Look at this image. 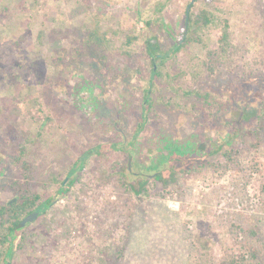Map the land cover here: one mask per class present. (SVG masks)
Here are the masks:
<instances>
[{"label": "rangeland", "instance_id": "rangeland-1", "mask_svg": "<svg viewBox=\"0 0 264 264\" xmlns=\"http://www.w3.org/2000/svg\"><path fill=\"white\" fill-rule=\"evenodd\" d=\"M19 161L7 264H264V0H0V206Z\"/></svg>", "mask_w": 264, "mask_h": 264}, {"label": "trees", "instance_id": "trees-1", "mask_svg": "<svg viewBox=\"0 0 264 264\" xmlns=\"http://www.w3.org/2000/svg\"><path fill=\"white\" fill-rule=\"evenodd\" d=\"M190 22V17L187 19ZM212 20L209 15L203 13L202 17V25L207 26L208 24H212ZM196 24V23H195ZM187 29H191V24L188 26ZM218 34L216 35V39L219 43V51L215 53L217 57L220 59L226 60L228 54L232 50V43L229 40V33L227 32V27L225 26L224 29L221 31L218 30ZM136 38H132L134 40ZM129 40V39H128ZM105 41V37H101L98 30H92L87 33L84 38V42L86 45H95L96 47H102ZM146 49L147 54L151 58L152 63V73H156V67L154 62L158 59H162L165 55H160L161 53L160 46L157 43H154L153 40L146 41ZM180 49V45L177 43L174 44V50L178 51ZM129 73V71H127ZM149 101V93L146 94L145 103ZM145 106V105H144ZM189 145L186 146H175L174 143L170 144L168 162H174L171 167L168 169L166 168L163 170L166 171L168 174L172 170H177L176 167L177 161L175 160L176 155L186 154L189 151ZM112 148L115 149V146L112 145ZM24 150H20V157L24 155ZM88 155V154H87ZM185 161V160H184ZM183 162V160H182ZM171 165V163H170ZM17 168L21 171L22 176L24 178L23 187L21 186L19 190L18 197L14 201H9L2 206H0V264H6L8 258L11 256V242L15 237L16 233L21 229H17V225L27 216L30 214L37 212L40 208L41 213L45 212V210L53 203V200H47L45 203H40V196L33 192L30 188V181L32 179V168L31 166L24 161H19ZM164 172H156L154 177L156 181L160 180L162 174ZM70 173H73L71 171ZM170 175V174H169ZM71 181L69 182V186ZM22 189V190H21ZM66 191V184L64 181L61 182V189L59 192ZM143 193L147 194L146 191ZM40 216V213H39ZM246 262L245 255L241 254H229L226 255L225 259L221 262V264H244Z\"/></svg>", "mask_w": 264, "mask_h": 264}, {"label": "water", "instance_id": "water-1", "mask_svg": "<svg viewBox=\"0 0 264 264\" xmlns=\"http://www.w3.org/2000/svg\"><path fill=\"white\" fill-rule=\"evenodd\" d=\"M14 201V200H12ZM41 208L37 211L34 212L32 214H30L29 216L25 217L18 225H17V229H21L23 228L26 224L31 223L32 221H34L38 216L39 213L41 212Z\"/></svg>", "mask_w": 264, "mask_h": 264}, {"label": "flooded vegetation", "instance_id": "flooded-vegetation-1", "mask_svg": "<svg viewBox=\"0 0 264 264\" xmlns=\"http://www.w3.org/2000/svg\"><path fill=\"white\" fill-rule=\"evenodd\" d=\"M39 217V216H38ZM24 228V227H23ZM22 229V228H21ZM7 264V263H6Z\"/></svg>", "mask_w": 264, "mask_h": 264}]
</instances>
